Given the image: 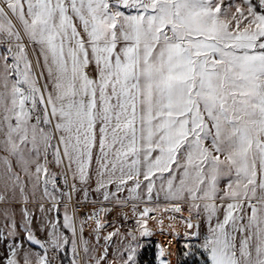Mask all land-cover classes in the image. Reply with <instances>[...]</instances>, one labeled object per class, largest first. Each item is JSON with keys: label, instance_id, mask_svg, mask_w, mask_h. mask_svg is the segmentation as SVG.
Masks as SVG:
<instances>
[{"label": "snow or ice", "instance_id": "obj_1", "mask_svg": "<svg viewBox=\"0 0 264 264\" xmlns=\"http://www.w3.org/2000/svg\"><path fill=\"white\" fill-rule=\"evenodd\" d=\"M161 196L203 264H264V0H0V203L41 213L0 212V264H109L85 226L129 204L138 264Z\"/></svg>", "mask_w": 264, "mask_h": 264}, {"label": "rangeland", "instance_id": "obj_2", "mask_svg": "<svg viewBox=\"0 0 264 264\" xmlns=\"http://www.w3.org/2000/svg\"><path fill=\"white\" fill-rule=\"evenodd\" d=\"M228 2V0H226V3ZM237 2H239V0H237ZM75 198V195H74ZM93 199L95 197H92ZM80 199L83 200V195L80 194ZM17 200H19V197H17ZM139 204V208L137 209V211H140L143 209V207L147 206L150 208H156V211H160L163 214H167L170 216H173L176 214L175 212H171V211H164V208L167 206L168 202L163 200V197L161 196L160 200L157 201H153L151 203H140V202H136ZM157 204L159 205V207H157ZM23 207H27L28 210L30 212H32L34 214V223L35 224H39L40 222V210L39 207L37 205H35L31 199L29 200V203L27 205H23L22 203H18V202H12L11 206H9L8 204H4V203H0V212L3 211L4 208H9L10 211H13L15 213V220L18 224H20V231L21 234H23L24 232V228H23V221L21 219L22 217V212L21 209ZM128 207H131V204H129ZM132 210V209H131ZM155 212L150 213L149 215L154 217L155 216ZM184 213V218H186L188 216V212L187 209L185 207V210L183 211ZM128 216L130 218H125L124 215L119 212L118 210L116 211V209L114 211H112L110 214H108L107 216V221L104 224V227L100 230V232L98 234H93L90 233V228H88L85 232H84V237L85 239H87L89 241V248H95L97 249L96 251V255L99 256L103 250V247H108L109 249V255L107 257V260L110 264V262L113 259H118V257L115 256V253L117 252V250H122L124 245L127 243L126 240L123 239L122 236H117L114 237L112 241H105L104 237L107 236L109 233L119 229L121 233L125 232L128 229H133L136 227L135 225V220L138 218L137 215H133V213L131 212V214H128ZM6 224V221L4 220L3 216H0V228H4ZM88 227V226H86ZM148 228L150 229V231L152 232V235L148 236V237H142L140 238V242L141 244L144 245L145 244H153L152 246H150V251L149 254L151 256V264H158V260H157V256H158V248L157 245H162L161 240L158 238L157 234L158 232L155 231L156 227H153V224L151 223V219H148ZM33 231L35 232V228H33ZM201 232L203 234L204 232V225L203 223L201 224ZM37 238L43 240L45 238V234L43 232H36ZM98 236V239H97ZM177 243H176V253L175 256L173 258H170L168 261L170 262V264H179V258H178V254H177V247L178 244L180 242L183 241H188L190 242V247H187V252L190 254L189 257V261L188 263L190 264H203V256H202V249L200 248V240L201 238H188L185 237L183 235L177 234ZM20 243V239L18 237H8L7 238V242L5 244V242L3 240H0V250L6 248L8 245H11L12 243ZM30 245L25 244V247H29ZM32 247V249L34 251H40L42 252V249H39L38 246H30ZM143 247L139 250L138 253V264L143 263V257H142V249ZM65 254V256H67V258L69 260H71V252H63ZM81 255H84L82 250H81ZM103 264V262H102Z\"/></svg>", "mask_w": 264, "mask_h": 264}, {"label": "bare ground", "instance_id": "obj_3", "mask_svg": "<svg viewBox=\"0 0 264 264\" xmlns=\"http://www.w3.org/2000/svg\"><path fill=\"white\" fill-rule=\"evenodd\" d=\"M127 212L131 214V207H127L121 211L119 208L116 211ZM155 219H151L153 227H156L155 231L158 232L157 236L161 240L163 247L167 250V259L173 258L176 253L177 234L185 236V232L188 231L184 223V213H176L173 216L163 214L160 211L154 213ZM162 221V223H160ZM89 227L85 226V230L88 231ZM186 237V236H185Z\"/></svg>", "mask_w": 264, "mask_h": 264}, {"label": "trees", "instance_id": "obj_4", "mask_svg": "<svg viewBox=\"0 0 264 264\" xmlns=\"http://www.w3.org/2000/svg\"><path fill=\"white\" fill-rule=\"evenodd\" d=\"M152 245L153 244H145L144 245V247L142 249V257L144 258L143 259L144 262L141 264H151L152 263L151 262L152 258L149 254L150 246H152ZM186 245H190V242L183 241V242H180L178 244L177 254H178V258H179V264H190V263H188L190 254L187 252ZM185 252H187L188 255H185ZM59 256H60L59 264H70V260L67 258V256H65V254L63 252L59 253Z\"/></svg>", "mask_w": 264, "mask_h": 264}, {"label": "built area", "instance_id": "obj_5", "mask_svg": "<svg viewBox=\"0 0 264 264\" xmlns=\"http://www.w3.org/2000/svg\"><path fill=\"white\" fill-rule=\"evenodd\" d=\"M82 201H83V200H82ZM84 203L87 204L88 202H84ZM81 210L84 211L85 213H87V212L91 211V207H90V205H89L88 207H86V208H82ZM49 258L51 259V254L49 255ZM59 262H60V256H59V254H58V256H57V260L53 261V264H59Z\"/></svg>", "mask_w": 264, "mask_h": 264}]
</instances>
